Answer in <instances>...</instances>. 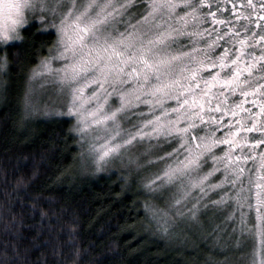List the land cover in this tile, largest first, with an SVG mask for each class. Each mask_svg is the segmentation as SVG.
<instances>
[{
  "label": "snow or ice",
  "instance_id": "1",
  "mask_svg": "<svg viewBox=\"0 0 264 264\" xmlns=\"http://www.w3.org/2000/svg\"><path fill=\"white\" fill-rule=\"evenodd\" d=\"M57 3L58 25L43 14L38 19L59 34L55 59L65 63L55 71L70 90L75 130L82 138L93 126L115 133L100 146L97 163L137 139L175 142L157 157L172 162L156 180H180L182 188L186 180L202 197L218 190L220 199L211 203L235 202L242 225L264 245V0H146V14L135 24L130 19L124 32L117 21L133 0ZM35 7L34 0H0V42L13 39L25 9ZM42 66L53 71L50 58ZM6 67L7 61L0 64ZM118 114L131 127L123 145L112 146L109 140L122 131ZM253 189L256 223L249 227L243 209L253 207Z\"/></svg>",
  "mask_w": 264,
  "mask_h": 264
},
{
  "label": "trees",
  "instance_id": "2",
  "mask_svg": "<svg viewBox=\"0 0 264 264\" xmlns=\"http://www.w3.org/2000/svg\"><path fill=\"white\" fill-rule=\"evenodd\" d=\"M56 43L52 29L29 19L20 40L4 45L0 264H233L231 249L156 235L137 175L86 172L70 117L25 112L29 73Z\"/></svg>",
  "mask_w": 264,
  "mask_h": 264
},
{
  "label": "rangeland",
  "instance_id": "3",
  "mask_svg": "<svg viewBox=\"0 0 264 264\" xmlns=\"http://www.w3.org/2000/svg\"><path fill=\"white\" fill-rule=\"evenodd\" d=\"M35 9H25L24 16L26 22L17 26V32L13 33V39L6 42H18L21 38V30L29 19L34 20L37 24L50 28L57 37V43L46 58H50V66L52 72L43 70L42 61L29 73L26 81L25 90V112L27 114L41 116H67L71 118L72 127L78 133L82 142L80 147L81 165L85 167V171L90 173L114 172L125 179L126 182L132 180L137 175V187L143 197L144 208L149 224L153 226V232L161 236L164 240L169 241L175 239V236L181 242L189 241V245L198 247L202 245L205 248L224 247L231 249L227 251L228 256L232 258L233 264H260L264 257V245L261 244V237L249 232L241 223L240 211L236 209L233 201L224 204L215 205L211 201L220 199V193L212 192L208 196L202 197L199 188H191L189 190L187 181L183 182L175 180L172 183L167 181H157V175L162 174L165 163L172 161L160 162L157 157L163 156L165 152H171L177 146L175 142L166 143L163 137L157 139L144 138L137 139L132 145H124L119 151L112 152L105 157L99 164L98 156L100 154V146L105 144L108 136H115L114 132L106 135L97 131L93 126L84 138L81 133L76 131L77 116L76 113L70 112L72 107V96L67 86L61 85L59 76L55 70L62 68L65 61L55 59L58 50L59 34L56 29L49 25L41 24L38 17L43 14L49 23L59 24L61 20L60 5L57 0H34ZM134 7L129 9L122 18H118L117 29L124 32L127 24L131 19V23L135 24L141 14H146L144 9L147 7L146 0H133ZM43 5V7H42ZM56 8V12L52 9ZM18 37V38H17ZM5 42H0V64L5 61ZM5 69L0 70V89L7 85V79L4 73ZM34 72L37 73L34 75ZM27 94V95H26ZM88 95H91L89 92ZM118 103H113V109ZM95 107V102L89 106V110ZM147 111L146 108L141 109ZM151 119V117H146ZM133 122H135L133 120ZM116 123L120 125L121 135L114 140H109V144L123 145V141L127 139V130L131 125L125 121L123 114L117 115ZM108 128H113V122H108ZM135 131V129H132ZM97 137H100L97 139ZM93 144L96 150H93ZM175 157H173V160ZM180 159L184 157L181 155ZM251 167V165H249ZM87 169V170H86ZM204 171H207L205 169ZM255 175V173H254ZM196 179V177H193ZM221 177L217 175L211 180V183H217ZM150 181L154 183H150ZM187 196H184L185 192ZM142 199V200H143ZM177 200L180 203H177ZM251 203L252 208L245 207L243 212L244 219L249 227L256 223L255 211V189H253ZM163 229V230H162ZM175 242V241H174ZM222 249V248H221ZM255 250V254H254ZM238 252V253H237Z\"/></svg>",
  "mask_w": 264,
  "mask_h": 264
},
{
  "label": "flooded vegetation",
  "instance_id": "4",
  "mask_svg": "<svg viewBox=\"0 0 264 264\" xmlns=\"http://www.w3.org/2000/svg\"><path fill=\"white\" fill-rule=\"evenodd\" d=\"M205 2L207 3L208 0H205ZM243 2H245V0H240V3H243ZM212 10L215 11V8H213ZM262 14H264V13H262ZM223 18L224 17H218V19H223ZM10 43H13V42H10ZM4 44H9V43L8 42H5ZM250 135H252V134H250ZM257 138H259L258 135H257Z\"/></svg>",
  "mask_w": 264,
  "mask_h": 264
}]
</instances>
